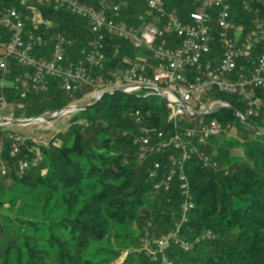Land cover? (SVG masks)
Segmentation results:
<instances>
[{"label": "trees", "instance_id": "trees-1", "mask_svg": "<svg viewBox=\"0 0 264 264\" xmlns=\"http://www.w3.org/2000/svg\"><path fill=\"white\" fill-rule=\"evenodd\" d=\"M113 2L120 5V20L140 25L139 16L147 11L145 0ZM165 3L168 10H176L186 21L196 8L195 0H165ZM228 3L233 20L246 31L254 20H264V0H228ZM9 8L20 11L26 29L42 39L43 47L38 54L49 57L51 39L61 34L72 41L67 57L76 60L95 38L87 21L68 12L30 1L0 0L1 11ZM213 51L217 59L218 48ZM105 52L107 70L140 64L141 51L121 39L107 37ZM13 69L12 81L25 71L16 65ZM85 93H67L55 79L50 81L47 91L37 94L22 96L13 87L5 90L17 119L58 112L80 101ZM214 96L228 101L232 108H222L209 117L236 125L244 139L243 155L240 159L232 158L229 147L216 145L218 139L213 138L207 153L217 167L205 166L197 158L188 163L186 174L193 208L185 215L178 180L166 181L170 152L141 159L139 145L135 143L142 127L170 129L166 105L158 95L149 98L122 92L103 95L72 115L66 135L60 134L61 145L51 140L47 145L34 147L28 142L13 158L6 143L0 154V190L40 189L47 196L44 205L54 195H61L66 216L58 221L45 218L40 223L17 221L19 226L10 225L17 223L12 220L6 223L4 218L0 242L6 243L0 245V264H96L93 258L96 253L90 250L98 242L123 238L119 229L129 230L138 224L152 240L169 233L178 222L179 235L185 239L211 236L190 243L188 251L180 247L175 251L169 249L167 256L174 264H264V134L258 133L264 130V108L259 117L246 118L248 127L235 116L245 106L243 101L229 95ZM159 101L161 106H157ZM36 154L42 157L38 168L19 175L17 161ZM156 162L162 166L157 177L151 178ZM2 167L7 170L5 176L1 174ZM8 228L12 236L7 234ZM140 257L147 264H154L152 258L143 254Z\"/></svg>", "mask_w": 264, "mask_h": 264}, {"label": "built area", "instance_id": "built-area-1", "mask_svg": "<svg viewBox=\"0 0 264 264\" xmlns=\"http://www.w3.org/2000/svg\"><path fill=\"white\" fill-rule=\"evenodd\" d=\"M34 2L54 11H65L87 21L95 38L81 50L80 57L71 60L67 51L72 41L58 34L53 39L50 56L38 54L43 41L26 29L20 11L0 10V154L5 144L16 158L31 142L34 147L47 145L46 133L54 128L60 117H70L83 109L72 103L60 110L55 121H47L58 112L31 118H14V106L7 100V87L15 88L22 96L48 90L50 81H60L67 93L86 91L82 99L98 101L105 94L122 92L135 94L150 90L160 96L167 109L169 130L142 127L135 139L140 158L155 154L167 155L170 170L167 183L176 178L183 196V215L193 208L190 183L186 174L188 163L197 158L205 166H216L207 153L213 138L234 129L209 116L222 108H232L228 101L215 94L239 98L245 106L235 112L237 120L250 127L248 117H259L264 108V20L256 19L249 30L237 24L231 15L228 0H195L196 8L183 20L180 14L166 8L165 0H145L147 11L134 26L119 19L120 5L114 0H23ZM262 1V0H258ZM96 3V4H95ZM115 37L140 50V64L121 70H107L106 38ZM214 47L218 48L216 57ZM145 53V54H144ZM25 69L14 81L13 66ZM18 122V123H17ZM37 126V131L24 134L13 126ZM259 133V132H258ZM264 134V133H263ZM42 157L17 161V173L26 175L37 169ZM161 163H154L150 177L155 178ZM1 174L7 170L2 167ZM177 233L169 232L156 240L152 252L154 264H174L167 256L168 246ZM199 242V240H198ZM190 245L180 243L184 251Z\"/></svg>", "mask_w": 264, "mask_h": 264}, {"label": "rangeland", "instance_id": "rangeland-1", "mask_svg": "<svg viewBox=\"0 0 264 264\" xmlns=\"http://www.w3.org/2000/svg\"><path fill=\"white\" fill-rule=\"evenodd\" d=\"M143 98H149L155 96V92L152 93L150 90H142L140 92L135 93ZM78 106L85 107L90 104L88 99H81L76 102ZM162 101L157 103V106H161ZM70 117L60 116L55 123L53 124L54 128H52L49 133H46L47 141L51 140L54 144L61 145L63 139L60 134L66 135L70 119ZM13 131L31 134L33 131H37V126H13L11 127ZM61 129V130H60ZM264 130H260L259 134H263ZM253 138V135L249 136ZM216 141V145H224L229 147V151L231 153V157L234 159H240L243 155V138L240 135L238 128L234 127V129L229 130L227 134L221 135ZM51 141V142H52ZM228 144V145H227ZM214 167H217L214 166ZM45 171V170H44ZM0 180L1 177H0ZM47 196L38 189V190H20V191H11L9 189L0 190V201L2 202V206H0V225L3 222L4 218L7 221L12 220V222H33L40 223V221L44 220H53L58 221L66 216L65 206L61 201V195H54L53 198L44 205ZM17 223H9L10 225H18ZM20 225V224H19ZM18 225V226H19ZM179 225L178 222L175 228L169 232L177 233L176 239L178 243H175V240L171 241L168 247V250L171 251L179 250L181 242L190 243L192 242H202L206 239L210 238L211 235L200 236L197 235L193 240L185 239L179 235ZM9 226V225H7ZM25 226V225H24ZM23 226V227H24ZM138 224L132 227V229L125 230L119 229V232L123 235L121 239L114 240H105L102 242H98L94 244L90 252L96 253L94 254V262L96 264H145L144 259L140 257L141 254L147 256L149 259L152 258V252L155 251L156 240L159 239L162 235L155 236L152 240L148 238V234L140 228ZM8 230V231H7ZM7 234L12 236V232L8 228ZM168 233V232H167ZM4 235V234H3ZM6 236H4L5 238ZM6 242L2 240L0 245H5ZM167 250V251H168ZM147 264V263H146Z\"/></svg>", "mask_w": 264, "mask_h": 264}, {"label": "water", "instance_id": "water-1", "mask_svg": "<svg viewBox=\"0 0 264 264\" xmlns=\"http://www.w3.org/2000/svg\"><path fill=\"white\" fill-rule=\"evenodd\" d=\"M62 114V112H58L55 116L53 117H46L47 121H55L60 115ZM18 123V122H17Z\"/></svg>", "mask_w": 264, "mask_h": 264}]
</instances>
